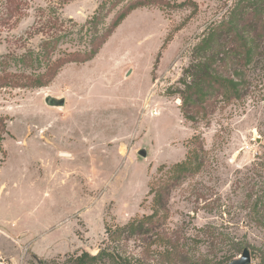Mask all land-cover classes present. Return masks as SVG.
I'll return each mask as SVG.
<instances>
[{
    "label": "rangeland",
    "instance_id": "1",
    "mask_svg": "<svg viewBox=\"0 0 264 264\" xmlns=\"http://www.w3.org/2000/svg\"><path fill=\"white\" fill-rule=\"evenodd\" d=\"M127 1L22 0L10 18L0 0L7 71H44L43 47L57 71L42 86L0 84V264H79L84 252L103 253L85 264H221L238 243L264 264V35L242 98L192 121L184 83L238 0H150L93 58L68 61ZM189 154L191 169H175ZM131 222L142 231L119 229Z\"/></svg>",
    "mask_w": 264,
    "mask_h": 264
},
{
    "label": "trees",
    "instance_id": "2",
    "mask_svg": "<svg viewBox=\"0 0 264 264\" xmlns=\"http://www.w3.org/2000/svg\"><path fill=\"white\" fill-rule=\"evenodd\" d=\"M147 2H150V0L127 1V4L124 5L125 8L119 11L111 25L107 26L105 32L99 37L100 40L98 42L93 40L94 43L90 50L75 55L68 61H85L93 58L98 53L105 38L113 32L126 16L132 10L147 4ZM21 6L22 0H5L7 16L10 18L17 16L21 11ZM102 18L100 13L94 15L90 21L91 25L97 27L98 21ZM97 33L98 31L95 34V39L98 38L99 33ZM263 35L264 0H238L229 18L215 25L210 35L201 42V46L203 45L201 49L204 51L210 50L211 53L205 59H201L191 66L192 70L189 73L190 80L184 83L185 89L182 92V109L187 119L192 121L197 120V114L202 112L206 104L225 105L242 98L243 85L240 71L242 65H247L254 60L258 49L257 41ZM53 41L54 39L45 42L47 49L51 46L54 47L55 42L53 43ZM41 55V57L45 58V61L43 60L42 62L45 70L30 76L7 71L5 67L7 61L4 60L5 58L3 60L0 59V68L4 66V69H0V84L7 83L8 80H18L17 82L25 80L26 83L24 82V84L31 86L47 84L49 82L48 76H53L57 71L54 70L55 62L47 58L48 51L44 50V47ZM214 62L219 64H214ZM222 64L226 66L230 65L229 69L232 75H227L219 70L217 66ZM191 156L192 154H189L184 161L176 163L174 168L181 172L191 169ZM257 165L261 170H264V160ZM260 203H264V200L256 199L254 208L259 209L258 206H260ZM141 227L142 225H139V223L131 222L119 229L129 230L128 232L131 230L141 232ZM242 246V243H238L236 245L237 250L241 252L245 247H248L247 245ZM102 254L99 252L96 255H91L90 253L84 252L77 260L79 264H85L90 261H97ZM230 259L231 257L221 264H224Z\"/></svg>",
    "mask_w": 264,
    "mask_h": 264
},
{
    "label": "water",
    "instance_id": "3",
    "mask_svg": "<svg viewBox=\"0 0 264 264\" xmlns=\"http://www.w3.org/2000/svg\"><path fill=\"white\" fill-rule=\"evenodd\" d=\"M46 102L51 106L62 107L65 105V99L57 97H48ZM68 155V154H66ZM252 260L251 251L248 247H245L239 257L234 258L227 264H249Z\"/></svg>",
    "mask_w": 264,
    "mask_h": 264
},
{
    "label": "built area",
    "instance_id": "4",
    "mask_svg": "<svg viewBox=\"0 0 264 264\" xmlns=\"http://www.w3.org/2000/svg\"><path fill=\"white\" fill-rule=\"evenodd\" d=\"M2 171H3V168H2V165L0 163V191L2 190V184H1V175H2Z\"/></svg>",
    "mask_w": 264,
    "mask_h": 264
}]
</instances>
